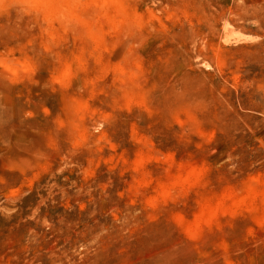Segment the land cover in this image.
Instances as JSON below:
<instances>
[{"label": "rangeland", "instance_id": "374dc122", "mask_svg": "<svg viewBox=\"0 0 264 264\" xmlns=\"http://www.w3.org/2000/svg\"><path fill=\"white\" fill-rule=\"evenodd\" d=\"M0 264H264V0H0Z\"/></svg>", "mask_w": 264, "mask_h": 264}, {"label": "bare ground", "instance_id": "6f19581e", "mask_svg": "<svg viewBox=\"0 0 264 264\" xmlns=\"http://www.w3.org/2000/svg\"><path fill=\"white\" fill-rule=\"evenodd\" d=\"M245 37H247V38H251V36L252 35H250V34H243Z\"/></svg>", "mask_w": 264, "mask_h": 264}]
</instances>
